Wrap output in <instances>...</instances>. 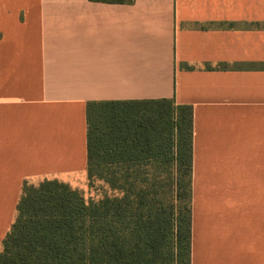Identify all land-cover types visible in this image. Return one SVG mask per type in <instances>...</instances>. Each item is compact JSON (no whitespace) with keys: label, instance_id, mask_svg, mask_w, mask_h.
<instances>
[{"label":"crops","instance_id":"crops-1","mask_svg":"<svg viewBox=\"0 0 264 264\" xmlns=\"http://www.w3.org/2000/svg\"><path fill=\"white\" fill-rule=\"evenodd\" d=\"M163 99L193 110L191 264H264V0H0V246L25 179L87 173L91 102Z\"/></svg>","mask_w":264,"mask_h":264},{"label":"trees","instance_id":"trees-1","mask_svg":"<svg viewBox=\"0 0 264 264\" xmlns=\"http://www.w3.org/2000/svg\"><path fill=\"white\" fill-rule=\"evenodd\" d=\"M88 109L87 173L102 194L25 179L0 264H191L192 107L163 99Z\"/></svg>","mask_w":264,"mask_h":264},{"label":"rangeland","instance_id":"rangeland-1","mask_svg":"<svg viewBox=\"0 0 264 264\" xmlns=\"http://www.w3.org/2000/svg\"><path fill=\"white\" fill-rule=\"evenodd\" d=\"M59 180H62L64 182H67L70 184L73 188H78L81 190L84 195L89 198V197H99L102 194V189H101V183L100 182H93L92 180L89 179L88 173L85 174H79V175H68V176H60L58 177ZM39 178H32V182H38L40 181Z\"/></svg>","mask_w":264,"mask_h":264}]
</instances>
